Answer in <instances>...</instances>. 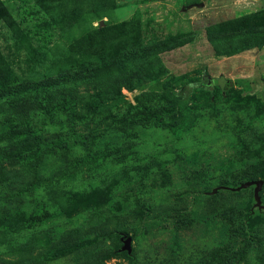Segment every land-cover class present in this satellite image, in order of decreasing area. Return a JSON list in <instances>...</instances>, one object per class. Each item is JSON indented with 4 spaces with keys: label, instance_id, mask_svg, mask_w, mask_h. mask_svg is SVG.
Masks as SVG:
<instances>
[{
    "label": "rangeland",
    "instance_id": "rangeland-1",
    "mask_svg": "<svg viewBox=\"0 0 264 264\" xmlns=\"http://www.w3.org/2000/svg\"><path fill=\"white\" fill-rule=\"evenodd\" d=\"M0 111V264H264V0H0Z\"/></svg>",
    "mask_w": 264,
    "mask_h": 264
},
{
    "label": "trees",
    "instance_id": "trees-1",
    "mask_svg": "<svg viewBox=\"0 0 264 264\" xmlns=\"http://www.w3.org/2000/svg\"><path fill=\"white\" fill-rule=\"evenodd\" d=\"M194 90V86L193 85H186L182 91L184 92V96L183 98L180 100V103H179V108L184 111V112H187V109H188V104L191 100V93L193 92ZM46 120L43 121V120H39L38 121V124L36 125V128L34 127L33 128V136L34 138H38V140H42L39 136V134L41 132H44L46 131V128H45V125H46ZM186 122L189 123L190 122V119H186ZM14 126H15V123H10L9 119L7 118V112L5 111H0V148L1 147H4V142L7 141V138H11L12 135L9 134V136L6 135V132L7 131H14ZM9 129H8V128ZM14 132H12L11 134H13ZM28 143H30V141H27ZM20 154H24V151H21ZM28 155V154H27ZM23 159V158H22ZM246 228H248V226H246Z\"/></svg>",
    "mask_w": 264,
    "mask_h": 264
},
{
    "label": "water",
    "instance_id": "water-1",
    "mask_svg": "<svg viewBox=\"0 0 264 264\" xmlns=\"http://www.w3.org/2000/svg\"><path fill=\"white\" fill-rule=\"evenodd\" d=\"M253 184L256 185V188H255V195L258 196L259 191L261 190L262 185H263V180L248 181V182L243 183V184H242L240 187H238V188L245 187V186H250V185H253ZM235 189H236V188H235ZM217 191H218V188H215L212 192H217ZM128 244H129V240H128Z\"/></svg>",
    "mask_w": 264,
    "mask_h": 264
}]
</instances>
